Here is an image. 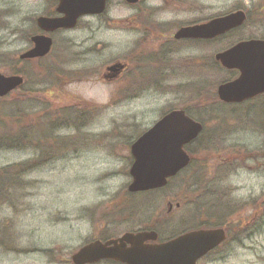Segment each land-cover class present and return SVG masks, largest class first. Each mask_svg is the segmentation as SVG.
<instances>
[{
	"label": "rangeland",
	"instance_id": "obj_1",
	"mask_svg": "<svg viewBox=\"0 0 264 264\" xmlns=\"http://www.w3.org/2000/svg\"><path fill=\"white\" fill-rule=\"evenodd\" d=\"M17 4L22 11L12 9L11 24H21L22 31L34 18L31 6L39 16L44 2ZM236 11L247 15L243 27L204 44H174L168 52L166 45L179 28ZM108 16L101 27L85 19L91 28L55 34L46 58L22 64L24 88L0 100L6 132L13 122L10 113L25 124L21 128L28 127L24 138L30 142L18 150L0 149V169L47 161L7 190L4 204L0 199V264H73L72 255L102 234L151 229L163 241L223 223L231 228L227 241L199 264H264V101L241 107L214 101L217 87L235 76L214 66V56L238 42L264 39V0H139L134 5L111 0ZM21 31H0V39L7 40L0 48L5 74L28 48L29 32ZM153 53L164 67L141 59ZM209 61L212 68L206 67ZM116 64L125 70L106 80L107 68ZM205 85L207 96L194 104ZM214 104L212 114L205 107ZM177 108L205 125L193 144L192 169L162 190L131 196L130 146ZM62 112L65 121L58 115ZM75 115V124H68ZM35 133L37 138L60 136L58 151L50 138H43L46 145L30 141ZM255 225L252 238L239 243Z\"/></svg>",
	"mask_w": 264,
	"mask_h": 264
},
{
	"label": "water",
	"instance_id": "obj_2",
	"mask_svg": "<svg viewBox=\"0 0 264 264\" xmlns=\"http://www.w3.org/2000/svg\"><path fill=\"white\" fill-rule=\"evenodd\" d=\"M108 0H59L60 19L39 21L46 32L58 29H73L80 17L102 14ZM135 4L138 0H126ZM243 11L216 18L207 23L182 28L176 39L210 40L241 27L246 22ZM35 46L22 58L45 57L52 47L47 36L33 38ZM216 60L228 70H237L239 77L218 88L221 101L228 104L243 103L264 94V40L240 42L216 55ZM123 66L108 68L117 75ZM20 77H5L0 74V97L21 87ZM203 131V125L185 111L175 110L165 115L150 130L145 132L131 147L134 162L130 169L132 193L157 190L165 187L170 178L189 166L191 159L185 146L195 141ZM154 231L127 233L120 239L106 243L93 242L72 256L73 264H96L111 260L121 264H197L210 251L225 241L223 230H200L186 233L171 241L157 244Z\"/></svg>",
	"mask_w": 264,
	"mask_h": 264
},
{
	"label": "flooded vegetation",
	"instance_id": "obj_3",
	"mask_svg": "<svg viewBox=\"0 0 264 264\" xmlns=\"http://www.w3.org/2000/svg\"><path fill=\"white\" fill-rule=\"evenodd\" d=\"M22 1L23 0H0V31L1 32H13V33L16 32V33H18V32L21 31V24H18L17 27H16V26H13L11 24V22L15 23L13 21L14 20L13 19L14 12L15 13H19V12L22 11L21 9H19L18 4H17V2L21 3ZM24 1H31V2H34L35 4L37 3V1L44 2V9L40 12L39 16H37L36 6L35 5L31 6L30 11H29V16L31 17V15H32L34 18H31V21H30L31 24L30 25H28L27 22H24L25 24L23 25V29H22V31L26 30V31L29 32V37H27V47L28 48L22 54L21 53L18 54V59L15 60V64L14 65H8L9 70L12 71V72H10L9 74H5V73L0 71V74H3L6 77H20V78H23L24 82H25V79H26V75H25V72L22 70L23 69L21 67L22 64L26 63V62L32 63L34 61H38V60H41V59L45 58V57L44 58H40V59H25V58L23 59L22 58V56L25 53H27L30 49H32L35 46V44L33 42V38L34 37L43 36V35L49 36L53 40V45H54V36H55V34H63V35H65V33L70 32V31L91 28L90 26L87 25L88 22L85 19H94V21H96L98 24L100 23L99 27H101L102 26L101 22L103 20H105V19L108 20V18H109L108 12H109V4L111 2V0H110V2L108 3V8L106 9V12L104 14H102V15H94V16H87V17L80 18L78 23H77V26L73 30L58 29V30H56V31H54L52 33H47L43 29L39 28L38 18L41 17V18L52 20V19H59V18L64 17V14H60L58 12L59 0H24ZM12 9H13L14 12L12 11ZM1 11L7 12V16L4 15ZM148 14H150V13L148 12ZM16 22L21 23L20 20H18ZM189 26H191V25L184 26V27H189ZM157 28L162 29L161 26H157ZM181 28H179V29H181ZM159 29H157V30H159ZM147 31H148L147 28H143L142 29V32H147ZM14 39H17V41H19L20 40V35H16V37ZM173 40L174 41H170V43L166 45V46L169 47L168 48V52L171 51L170 46H172L174 44H179V43H182V42H185V43L188 42L189 44H192V43L193 44H198V43L204 44V43H207V42H211V41H197V40H180L179 41V40L175 39V34L173 36ZM5 41H7V40L0 39V48H2L3 46H5L7 44ZM166 46H165V49H166ZM153 54L155 56H152V55H150L151 57L150 56H148V57L142 56L141 59H145V60L147 59V60L151 61L153 64L154 63L155 64L158 63V65H162V67H164L163 64L161 63L162 60L158 57L159 54L158 55H156L155 53H153ZM169 54L170 53H168V55ZM169 63L171 64L172 61H170ZM206 64L210 65V66H206L208 68H212V66H213V63H210V61L208 63H206ZM222 71H224V70L222 69ZM224 72L228 73V75L231 74V73L233 75H235L233 77V79H235L238 76V73L236 71H224ZM104 76H105L106 80H108V81L115 80V79H117L119 77V76L114 75L113 73H111V74H107L106 73V74H104ZM24 85H25V83H24ZM23 88L24 87H21V88L17 89L16 91L18 92V91L22 90ZM260 97H262V96H260ZM260 97H256L254 100H257ZM1 99L2 98H0V100ZM224 105L226 106V104H224ZM227 106H231V105H227ZM173 110H181V108L172 109L170 111H173ZM170 111H168L167 113H169ZM193 146L194 145L192 143L191 145L186 147V149L189 151V154H190L191 158H192L191 154H193V151H194V149H192ZM190 149H192V150L190 151ZM185 171H186V169H185ZM210 193H211V198L214 199L216 197L215 192L211 191ZM216 199L217 200L219 199V195H218V197H216ZM221 203L226 204V202H225V200L223 198H222V202ZM177 205H179V204H177ZM212 206H213V204H212ZM179 207H180V205H179ZM237 211H240V208ZM223 218L227 219L226 216H224ZM225 225H227V223H225V224L223 223L221 225L214 226V227H208V226H201L200 225V228H204V229L210 228L212 230H216V229L223 230L224 233H225V236H226V240H225V242H226L228 237H229V235H230V229L231 228L229 227V225H227V226H225ZM256 229H257V226L255 225L253 228L248 229V231H251V234H247V233L241 234L242 238L238 239V242L241 243V242H243L246 239H251L252 238L251 236L256 231ZM247 235H249V236H247ZM113 236H109L108 234H102L101 236H99V238H101L103 241H108V240L113 239V238H119L122 235H120V236L117 235V236H114V237ZM222 245H220L216 249L212 250L206 257H208L210 255H213L214 252L217 251ZM247 250H251V248H249Z\"/></svg>",
	"mask_w": 264,
	"mask_h": 264
},
{
	"label": "trees",
	"instance_id": "obj_4",
	"mask_svg": "<svg viewBox=\"0 0 264 264\" xmlns=\"http://www.w3.org/2000/svg\"><path fill=\"white\" fill-rule=\"evenodd\" d=\"M215 65L216 64L214 63V66ZM207 89H208V86H206V85L199 87L198 94L194 95L195 96V102H193L194 104L198 103L204 96H207L206 95ZM211 99L213 100V97ZM214 99H215L214 101H216L218 99L217 96L214 97ZM259 101H264V96L260 97L258 102ZM241 106H243V105H241ZM241 106H237V107H241ZM216 107H217V104L216 105L214 104V105L209 106L210 109L207 107H205V108L208 109V111L210 113L215 114L214 109H216ZM68 114L74 115L75 113H68ZM7 115L10 116L11 121H13V122L11 123L10 131L6 132V124L4 121L0 120V149L18 150V149L28 147L29 145H27V144H30V142L24 138V137L29 136L28 127H27V130H25L24 128H21L22 126H25V124L22 121H20L19 118L18 119L14 118V115H10V113H8ZM58 115H62L63 120L65 121V112H62L61 114H58ZM84 117L86 118V116H83V118ZM260 118H262V122H264V109L261 110ZM75 119H77L76 115L74 117H72L71 119H69L68 124L70 123V121H72V123L75 124V121H76ZM200 122L204 123L202 120ZM44 124H46V123H44ZM46 125H48V124H46ZM14 127L18 128V129L16 130ZM60 128H61V126H60ZM62 129H65V122L62 125ZM59 137L60 136L55 137L54 134H51V133L48 134L47 133L46 136L44 134L43 137L37 138L36 133H35V137L33 135V136L29 137L30 139L29 138L28 139L30 141L35 142L38 140L42 141L43 138H45V139L50 138L51 141H49V142H51V146L53 148H55V150L58 151V140L60 139ZM33 138L34 139L37 138L38 140H34ZM13 142H16L18 144H15ZM44 143H48V141L46 140L45 142H43V144ZM44 145H46V144H44ZM44 163L46 164L47 161H42V160H40V161L36 160L33 162L28 161V163L25 162V163H21V164H17V165L12 164L8 167H4V168L0 169V199H1L2 204H4V201H6L4 198L5 192L7 190H10L11 188H13L16 181L22 180L23 178H25L24 176L27 172H29L31 170L39 169L40 166L43 165ZM190 180H192V179H190ZM233 213H235V212H233ZM168 238H170V237H168ZM1 247H5V245H1Z\"/></svg>",
	"mask_w": 264,
	"mask_h": 264
},
{
	"label": "bare ground",
	"instance_id": "obj_5",
	"mask_svg": "<svg viewBox=\"0 0 264 264\" xmlns=\"http://www.w3.org/2000/svg\"><path fill=\"white\" fill-rule=\"evenodd\" d=\"M40 20H41V17H39V18H38V25H39V28H41V27H40V24H39V21H40ZM41 29H42V28H41ZM3 111H5V112H6V108H5V109H3ZM8 166H10V165H8ZM8 166H4V167H8ZM4 167H2V168H4Z\"/></svg>",
	"mask_w": 264,
	"mask_h": 264
}]
</instances>
